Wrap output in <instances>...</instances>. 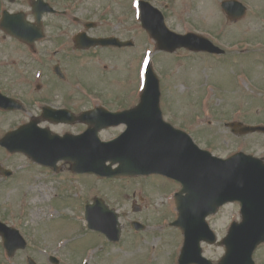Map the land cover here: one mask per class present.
Listing matches in <instances>:
<instances>
[{
    "label": "rangeland",
    "instance_id": "374dc122",
    "mask_svg": "<svg viewBox=\"0 0 264 264\" xmlns=\"http://www.w3.org/2000/svg\"><path fill=\"white\" fill-rule=\"evenodd\" d=\"M52 1L60 9L68 0ZM100 1L104 4L106 0H90L89 3L95 7L88 11L87 9L82 11L83 14L95 16L98 10L96 6ZM167 1L169 3L166 9L168 19L179 30L181 27L184 30L196 29L199 30L198 32L203 31L210 35H217L222 42H225L223 43L225 45L243 38H248L251 41L264 40V23L257 22L256 15H252L253 11L249 12L248 20L244 18L226 24L223 23V19L217 16V10L212 7L213 3L210 0H157V5ZM247 1H253L258 7L264 4V0ZM25 2V0H10L11 10L22 8ZM192 2H196V4ZM255 4L252 5L256 7ZM116 8L121 14H124L122 6ZM113 11L112 8L110 13L113 14ZM182 19L185 20L183 24L180 23ZM120 21L121 23H118L115 18L112 20L114 25L117 23L116 27L120 24L119 33L124 36L123 38L133 37L134 45L131 49H127V52L124 51L125 53L118 51L121 56H109L111 52L107 51L106 55H103L104 52H100L98 55L83 52L78 55L72 49L66 48L67 50L61 54V58L67 69L73 71L80 69L83 72L82 67L86 65L89 67L90 73L95 70L97 80L94 76L92 79V76L88 75L87 82L94 85L89 84V86L100 92V95L108 101L107 103L115 106L118 101L116 96H124V92L129 88L126 85L127 65L125 62L128 57L132 59L133 70L132 74L128 71V76L130 83L136 86V62L139 66L144 51L148 49L152 52V62L158 76L162 74L160 104L167 119L184 125L197 136L202 145L212 146L211 150L216 155L231 154L232 150L238 149L237 146L243 143L242 139L247 141L249 152L263 153L261 150L264 143L262 133L236 137L229 128L224 126L226 120L234 118H241V120L245 118L253 122L264 120L263 48H247L248 53L242 55L237 54L236 51L237 55L231 54V58L219 61L204 59L207 57L204 54L185 56L187 51L169 54L156 51L148 40L151 45H146L145 36L143 37L141 33H138V30H135V27L130 24L129 17ZM54 24L56 25V23ZM55 25L51 26V32L58 27ZM221 26L224 28L219 32ZM120 34L117 35L120 36ZM3 50L7 51L10 63L17 62L18 59L26 62V55L21 47L10 45L9 42V45ZM1 57H3V53L0 51V59ZM101 58H105L106 63L109 64V70L104 71L105 78L102 79H100L103 71L102 66L99 65V69L97 67L98 60ZM242 67L248 70L252 78V80H248V90L239 88L235 84L231 85V73ZM3 68L6 70L5 67ZM81 72L79 75L83 74ZM9 77L13 78L14 74H9ZM48 78L52 79L54 75L46 71L45 79ZM212 81L217 83L215 91L218 93L215 98L210 96L209 89H205V87L211 86ZM241 81H243L242 78ZM11 84L9 82V85ZM52 89L64 91L61 86ZM13 90L17 89L13 88ZM72 105L77 109L87 104L73 102ZM195 116H198V120L193 119ZM8 123L11 121L0 117V125L5 127ZM213 131L217 132L213 133ZM113 132L109 131V134ZM2 133L3 130L0 129V136ZM1 151L2 149H0V156L3 154ZM2 163L9 166L13 174L12 178L5 180L0 178V219L5 218V222L18 227L26 237L29 248L17 252L13 258L9 259L0 238V264H25L27 254L32 255L38 264H51L48 260L49 255H55L62 259V263L59 264H67V262L83 264V259H92L90 264H93V259H97L96 263L98 261V264H149L152 261H155L152 264H175L181 246L179 231L172 228L154 232L156 223L160 222L157 220L163 216V214L159 216V212L167 206L163 223L169 224L174 218V207L169 204L172 195H162V193H167L170 188V186L160 183L166 179L152 176L147 182L134 178L99 181V178L93 175L77 176V174L71 173L68 164L61 167L55 174L40 166L32 165L18 154L10 156L6 162L2 159ZM142 186L145 187L143 189L148 194L146 197L144 196L146 199H140L141 194L138 192V187ZM54 193L56 194L53 199ZM94 195L103 198L110 207L119 213L122 229L120 241L117 243L106 242L98 233L89 231L86 227L85 208L91 201L89 198ZM50 203H53V208ZM133 203L141 205L140 212L136 214L132 212L131 205ZM49 207L51 211H54V214L51 215ZM126 215L146 220L147 224L152 226L146 232L151 233L145 237L142 236V233L131 235L132 231L127 224ZM228 217L230 219L229 207L222 208L217 214L214 224L222 229L224 225L226 227ZM225 227L221 231L218 229L219 235L224 233ZM68 241L69 244H67ZM95 244L98 248L104 246L103 250L99 255L97 252V257L94 258L91 254L88 255L89 251H87L86 255L88 256L85 258L84 253L87 246L91 247ZM153 244L157 245L156 250L151 247ZM206 253L213 259H218L221 249L212 247ZM256 257L264 264L263 248L256 253Z\"/></svg>",
    "mask_w": 264,
    "mask_h": 264
},
{
    "label": "water",
    "instance_id": "95a60500",
    "mask_svg": "<svg viewBox=\"0 0 264 264\" xmlns=\"http://www.w3.org/2000/svg\"><path fill=\"white\" fill-rule=\"evenodd\" d=\"M165 40V35L164 39ZM165 43L167 44L166 40ZM170 43H173L171 46L166 47L163 45V48L172 49L174 47H179L185 45L184 42H180V40H170ZM175 43V44H174ZM162 48V47H161ZM156 85L155 82L150 79L148 81V85L146 88V92L143 96V106L141 110H145L148 108L151 111H156ZM158 126H153L152 128H148L146 130H134L133 134H129L121 144L118 142H113L111 145L117 151L116 154H113V157L116 161L121 163V167L125 169L126 173H149V172H163L167 170L175 169L178 166V162L182 154V146H183V138L180 143V147H173V132L165 131L163 134V142L157 143L155 141V137L158 132ZM36 142L31 141L30 146L34 150L37 147ZM188 148L186 149V151ZM137 151V152H136ZM187 154V153H184ZM133 158L138 159V166L132 167ZM206 158V156H205ZM188 158L186 157V160ZM200 169V168H198ZM204 170H208L204 167ZM199 170V174L201 176L202 185L205 189H217L219 192H224L225 189L220 186L222 185L216 178H212L211 174L204 171ZM250 187L247 192L249 194L246 197L248 202V211L258 212L262 216H264V205L261 203V200H264V173L259 175V180L257 182H251L249 184ZM256 199L259 204H253L251 200ZM226 200V196L220 197V200L217 204L222 203ZM194 207H200L201 203L199 199L193 200ZM207 209V210H206ZM181 215L184 214V211L180 208ZM214 207L209 206L208 208H202L198 211L195 216L203 222V216L213 211ZM186 217H189L190 213L188 211L185 212ZM201 230L203 234L207 232L206 226H201ZM17 234V233H16ZM8 240H17V236L10 235Z\"/></svg>",
    "mask_w": 264,
    "mask_h": 264
},
{
    "label": "flooded vegetation",
    "instance_id": "af4514ba",
    "mask_svg": "<svg viewBox=\"0 0 264 264\" xmlns=\"http://www.w3.org/2000/svg\"><path fill=\"white\" fill-rule=\"evenodd\" d=\"M25 18H26L27 20H29V21H32L33 16L31 15V11H30V17H29L28 15L25 14ZM82 18H83V17H82ZM88 20H89V19H84L82 25H84L85 22L88 21ZM69 26H71V25H65V26L63 27V29H66V28L69 27ZM95 27H96V26H95ZM31 48H32V50L35 51V50H36V46H35V44L32 45ZM1 84L9 86V84L6 83V82H4V81L1 82ZM23 87H24V88H25V87H30V84H24ZM38 89H40V86H38ZM21 100H22V101H29L28 105H29L30 107H33V108H32V109H33V113H31L30 116L40 117V114H41V107H42L41 102H40V100H41V96H40V94H35V95H23V96H21ZM34 107H36V108H34ZM27 110H28V108L25 106V111H27ZM41 124H43V125H47V124H48L47 126H49V123H47V122H41Z\"/></svg>",
    "mask_w": 264,
    "mask_h": 264
}]
</instances>
